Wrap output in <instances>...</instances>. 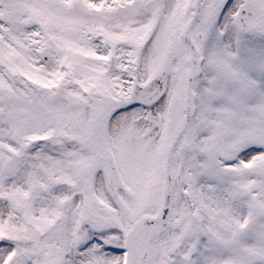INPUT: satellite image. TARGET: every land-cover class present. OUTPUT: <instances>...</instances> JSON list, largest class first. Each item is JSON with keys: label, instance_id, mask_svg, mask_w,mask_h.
Listing matches in <instances>:
<instances>
[{"label": "snow or ice", "instance_id": "1", "mask_svg": "<svg viewBox=\"0 0 264 264\" xmlns=\"http://www.w3.org/2000/svg\"><path fill=\"white\" fill-rule=\"evenodd\" d=\"M0 264H264V0H0Z\"/></svg>", "mask_w": 264, "mask_h": 264}]
</instances>
